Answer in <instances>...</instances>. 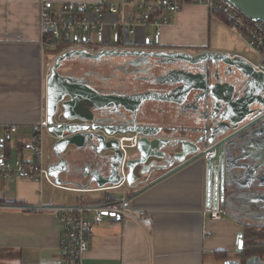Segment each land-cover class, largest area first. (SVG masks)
Wrapping results in <instances>:
<instances>
[{
	"label": "crops",
	"instance_id": "obj_1",
	"mask_svg": "<svg viewBox=\"0 0 264 264\" xmlns=\"http://www.w3.org/2000/svg\"><path fill=\"white\" fill-rule=\"evenodd\" d=\"M41 1L0 0V124H16V133L25 128L31 135L30 139L10 135L0 152L25 161L31 158L32 127L45 114L46 74L60 51L41 44ZM162 16L169 24L162 27L155 48L190 53L224 52L251 61L240 53L241 49L233 41L229 42L230 50L210 48L205 39L210 24L226 25L205 7L186 5L174 14L163 10ZM146 31L138 30L137 43L132 48L151 46L139 43ZM47 154L50 155L49 151ZM69 160L72 178L68 181L71 182L54 186L47 181L39 185L19 177L2 179L0 200L29 206L99 205L110 195V205L119 206L121 200L128 201L124 205L133 212V217L114 220L106 216L97 223L82 264H230L241 259L236 245L237 233L243 232L248 224H254L253 217L243 215L234 220L225 215L219 220L211 219L204 211L202 160L135 195L133 189L126 187L123 190L111 185L99 188L95 182H89V177L84 175L96 168L92 163L95 159L73 152ZM98 162L103 163L100 159ZM59 176L64 181L68 179L63 173ZM158 176L159 173H155L152 179ZM85 184L89 185L88 189ZM243 221L247 225H243ZM60 243L61 229L55 211L16 208L0 211V264H60Z\"/></svg>",
	"mask_w": 264,
	"mask_h": 264
},
{
	"label": "water",
	"instance_id": "obj_2",
	"mask_svg": "<svg viewBox=\"0 0 264 264\" xmlns=\"http://www.w3.org/2000/svg\"><path fill=\"white\" fill-rule=\"evenodd\" d=\"M230 1L240 13L250 20L264 22V0ZM146 43L149 44L150 41L146 40ZM112 56H133L136 59L162 57L170 59L172 62L175 59L181 60L194 66L207 61L216 65L215 68L221 64L223 68H228L235 73V78L238 81H243L244 85L249 87L250 94L253 89L258 88L263 92L264 98V74L255 70L251 62L238 54L229 55L224 52L203 51L197 55H190L180 50H143L139 48H106L95 52L85 48L65 50L51 61L45 87L46 131L55 139L52 148L55 159H57H52L49 162L48 174L52 176L54 182L57 185L71 182L68 181L69 178H72L69 158L73 152L95 159L92 163L96 168H92L84 175L89 177V182H95L99 188L111 185L117 186L121 190L125 187L133 189L134 195L176 171L202 160L205 172L206 207L212 204L215 208L218 201H223L225 214L234 220L243 215L250 217L252 214L248 212H254V210L258 213L260 209L259 196L258 199H253L249 203L243 202L241 199L244 198L241 193L233 189L232 186L229 188L228 175L236 176V169L241 167V165L229 166V162L235 163L239 158L235 155V151L242 149L246 143L253 142L252 130L264 125V105L254 113L248 111L243 118L237 121L220 118L218 122L204 120L205 123L201 129H178V131L166 132L161 130L160 125L139 122L136 118L139 105L132 109L122 104V106L113 109L119 127L114 131H107L102 126H94L96 111L106 109L99 103L102 99L99 91L85 83H71L68 77L62 76V69L71 63L79 61L83 63L84 60L96 61ZM216 74L218 75V72ZM182 82L180 86L176 87L182 98L179 103L187 101L185 105L200 115V121L201 114L208 110L209 105L211 107L213 105L214 98L211 87L208 86V90H206L199 86H190L183 80ZM217 82L215 88L217 91L227 88L220 80ZM228 87L231 89L230 93L233 94L234 86L228 84ZM169 94L150 92L144 99L161 101L165 100ZM190 96L192 101H189ZM201 102L205 105L204 110L200 109L203 107ZM247 108L248 103L240 107L241 111H245ZM58 113H60V117L56 120L55 117ZM75 119L78 121H74ZM222 122H229L230 127L220 128ZM244 122H247L246 125L235 130L240 123ZM193 131L197 135L191 136L190 133ZM126 134H137L136 144L130 146L129 142L125 141V146L121 148L117 136H127ZM205 156L207 157L205 158ZM250 157L256 159L257 153ZM98 159L103 163H99ZM104 167L107 169L102 171ZM61 173L68 178L65 179L66 181L59 176ZM155 173H161V175L152 179ZM84 186L89 188L87 184ZM134 195L131 194V198ZM105 215L114 220H120L122 217L114 212ZM242 224L247 225L245 221ZM247 226H252V224ZM236 245L238 252H241L244 248L242 231L237 233ZM232 262L238 264V261Z\"/></svg>",
	"mask_w": 264,
	"mask_h": 264
},
{
	"label": "built area",
	"instance_id": "obj_3",
	"mask_svg": "<svg viewBox=\"0 0 264 264\" xmlns=\"http://www.w3.org/2000/svg\"><path fill=\"white\" fill-rule=\"evenodd\" d=\"M191 4L205 7L210 14L218 16L230 31L244 39L246 45L258 57L256 63L250 62L255 70L264 74V22L250 20L240 13L230 0H42L39 5L40 41L43 47L66 43V47L58 50L59 53L72 48H85L91 52L106 48L124 49L132 48L131 46L137 43L135 37L138 30L144 29L148 32L142 34L143 38L139 43L145 44L146 40H149L150 45L155 47L162 27L169 24L168 19L162 16V11L174 14ZM59 117L60 113L55 119ZM32 130L34 135L29 146L30 160L6 157L0 152V180L19 177L39 185L47 181L56 186L52 176L48 174L44 153L45 114L33 125ZM16 131V124H0V148L5 139ZM117 137L123 148L125 141L134 146L138 135ZM113 187L115 186H111ZM110 200V195H107L106 202L99 205L71 206L12 205L0 200V211L13 208L55 211L61 229L60 264H82L84 255L91 246L95 226L107 216L106 213L114 212L121 216L133 217L130 209L110 205ZM204 211L214 220L226 215L223 201H218L215 208L212 204L205 206Z\"/></svg>",
	"mask_w": 264,
	"mask_h": 264
},
{
	"label": "flooded vegetation",
	"instance_id": "obj_4",
	"mask_svg": "<svg viewBox=\"0 0 264 264\" xmlns=\"http://www.w3.org/2000/svg\"><path fill=\"white\" fill-rule=\"evenodd\" d=\"M139 49L171 51L152 46ZM172 51L174 50L172 49ZM180 51L197 55L208 50L198 53ZM173 61L162 57L136 59L133 56H112L96 61L84 60L83 63L82 61L71 63L62 69V76L68 77L71 83H85L99 91L102 96L99 103L106 109L96 111L94 126H102L107 131H114L119 127L113 109L122 106V104L132 109L139 105L137 120L141 123L160 125L161 130L166 132L178 131V129H201L206 120L218 122L220 118L237 121L243 118L248 111L254 113L264 105L263 92L259 91L260 89H253L250 94L249 87L244 85L243 81H238L235 78V73L228 68H223L221 64L215 68L216 65L207 61H203L197 66L177 59ZM237 76L239 77L238 74ZM182 80L190 86L195 85L206 90H208V86L211 87L214 98L213 105L212 107L209 105L208 110L201 114L200 121V115L185 105L187 101L179 103L182 98L176 87L183 83ZM218 80L225 84L227 90L217 91L215 89ZM228 84L234 86L233 94L230 93L231 89ZM150 92L170 94L161 101L144 99ZM189 101H192L191 96ZM245 103H248V108L241 111L240 107H243ZM201 104L203 107L200 109L204 110L205 105L203 102ZM246 123H240L235 130L242 128ZM229 127V122L220 123L222 129ZM252 132L253 142L250 141L242 149L235 151V155L239 157L236 164L229 162V166L241 165L236 169V176L228 175L229 188L232 186L233 189L238 190L244 198L241 199L243 202L249 203L253 199H258L259 196L258 205L260 207L258 213L255 210L248 212L252 214L250 215L253 217L252 227L256 229L255 238L251 241L254 245L251 246L252 249L246 256L239 259L238 264H264V125L254 128ZM180 133L182 132L180 131ZM190 134L191 136L197 135L195 131ZM51 139L53 145L55 139L53 137ZM50 152L52 158L48 161L57 160L53 148ZM255 153H257V158H251L250 155H255ZM126 202L128 201L121 200L118 203L119 207L126 208L124 205ZM254 220L256 221L254 222ZM253 258H256V261H251Z\"/></svg>",
	"mask_w": 264,
	"mask_h": 264
},
{
	"label": "rangeland",
	"instance_id": "obj_5",
	"mask_svg": "<svg viewBox=\"0 0 264 264\" xmlns=\"http://www.w3.org/2000/svg\"><path fill=\"white\" fill-rule=\"evenodd\" d=\"M205 39L208 40L210 48L219 49V50H230L229 42L233 41L241 49V51H240L241 54L245 55L249 60H251L255 63L258 61V57L246 45V42L244 41V39L239 38L236 35V33L230 31V29L228 27L223 26L221 23H216V24L211 23L209 31L208 32L206 31ZM64 46L66 47V43H64V42L56 43L54 45V48L56 50H61ZM126 135H132V134H126ZM17 136L24 137L26 139H30L31 135H30L29 130H27L25 128H20L17 133L15 132L12 134V138L17 137ZM49 137H51L49 135V133L47 131H44V139H45L44 153H45V157H46L47 162H48V157L52 158L51 152H50V150L52 148V141ZM47 151H49L50 155L47 154ZM228 259H231V258H228ZM251 261H256V258H253ZM223 264H225V263L223 262Z\"/></svg>",
	"mask_w": 264,
	"mask_h": 264
},
{
	"label": "trees",
	"instance_id": "obj_6",
	"mask_svg": "<svg viewBox=\"0 0 264 264\" xmlns=\"http://www.w3.org/2000/svg\"><path fill=\"white\" fill-rule=\"evenodd\" d=\"M256 229L252 226H246L243 230V237H244V248L241 251V257H244L247 255L249 251L252 249V244L250 241L255 238ZM251 247V248H250ZM255 249V247H254Z\"/></svg>",
	"mask_w": 264,
	"mask_h": 264
}]
</instances>
